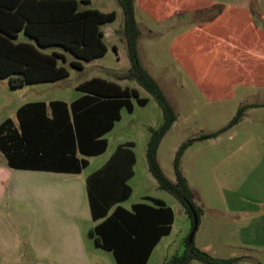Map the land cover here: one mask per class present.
Listing matches in <instances>:
<instances>
[{
	"label": "crops",
	"instance_id": "0c3cea01",
	"mask_svg": "<svg viewBox=\"0 0 264 264\" xmlns=\"http://www.w3.org/2000/svg\"><path fill=\"white\" fill-rule=\"evenodd\" d=\"M97 1L100 7H91ZM255 3L264 18V0H136L135 19L141 32L138 50L142 66L158 83L177 114L170 130L175 126L181 128L180 120L212 122L201 127V133L181 142L179 148L189 139L220 131L240 109L246 108L236 126L216 138L190 146L181 167L194 193V169L217 168L221 173L217 191L220 196H212L210 177V196L204 199L195 196L196 205L203 206L196 247L215 258L249 256L255 264H264V29L251 14ZM217 5H223L224 10L214 20H207V10ZM108 6L105 0L79 4L81 12L97 10L117 15L114 22L101 26L107 53L92 61L78 59L61 46L40 47L23 31L16 33L13 40L33 45L17 42L20 34H24L36 43L38 48L33 46L40 52L60 56L59 67H64L60 62L66 63V54H70L76 59L71 65H81L80 68L73 66L78 70L84 69L81 61H101L112 53L115 63L102 66V70L116 81L94 78L136 90L138 98L146 99L147 104L141 106L138 98H132L133 111L122 108L120 119L99 137L107 143L105 151L85 155L79 147L72 104L85 96L78 86L86 81L76 87L80 94L66 101L28 96L30 90L26 89H32L28 87L51 83L15 89L9 79H0V264H119L112 251L97 245L93 232L108 218L125 215L124 211L133 214L138 211L135 218L124 216L130 219L132 229L151 227L148 221L157 215L160 220L156 230L161 231L171 223L170 233L161 235L160 232V241L147 264L173 232L176 202L148 191L134 196L140 161L146 165L145 178L149 183L152 181L146 153L149 130L162 125V109L160 125H138L145 131L140 160L135 139L110 148L108 136L122 123L123 112L134 115L136 107H147L151 98L141 95L136 85L142 87L136 81L117 78L118 74L130 70L131 62L124 20L120 28L113 26L123 9L120 6L117 12ZM105 28H109L107 34ZM143 36L146 37L144 45L141 44ZM40 49H52V53ZM53 102L65 105L53 107ZM81 110L76 112L82 126H104L105 117L99 105ZM81 115L84 116L81 118ZM218 121L220 124L215 127L214 122ZM165 137L158 150V160L166 176L175 182V171L174 175L167 173L160 160ZM83 162L87 163L85 167ZM154 200L163 202L172 214L160 209ZM137 205H141L138 210ZM134 241L127 238L121 245L118 243L123 264L131 263L135 255ZM194 263L198 262L190 264Z\"/></svg>",
	"mask_w": 264,
	"mask_h": 264
},
{
	"label": "trees",
	"instance_id": "16d2710c",
	"mask_svg": "<svg viewBox=\"0 0 264 264\" xmlns=\"http://www.w3.org/2000/svg\"><path fill=\"white\" fill-rule=\"evenodd\" d=\"M89 1L0 0V79H9L11 87L17 89L27 85L52 83L69 77V72L64 67L58 66L60 56L46 55L31 44L15 43L13 40L17 37L16 33L21 31L34 39L40 47L61 46L73 53L78 59L85 61L103 57L107 53V47L101 26L114 22L117 15L115 12L104 14L97 10L79 11L80 2L89 3ZM135 2L136 0L119 1L124 14V36L127 41L131 68L126 73L118 74L117 78L136 81L157 101L162 109L164 116L162 125L149 130L150 138L146 152L149 170L158 182L160 189L170 193L180 202L186 214L191 218L194 227L193 212L196 213L200 223L202 210L196 205L195 193L183 174L182 158L186 150L194 143L216 138L236 126L242 120L246 108L240 109L230 123L220 131L202 134L183 143L174 159L176 181H171L159 163L158 150L163 138L177 121V114L158 83L142 66L138 50V39L141 32L135 19ZM73 66L81 67L79 63H73ZM78 90L85 93L83 98L72 104L79 147L85 155H98L105 151L107 145L106 141L99 140V137L109 131L113 123L120 119L122 108H127L129 112L133 111L131 99L138 98V92L129 88L123 89L115 83L99 78L80 84ZM138 103L144 106L147 104V100L138 98ZM58 104L63 103L53 102L52 106ZM98 105L103 110L104 126L98 128L82 126L78 122L80 119L78 120L79 115L76 110L82 109L83 112ZM82 116L84 115H81V118ZM93 135L96 137H92ZM86 165L87 163L83 162L82 167ZM154 202L160 209L172 214V211L166 208L163 202L159 200H154ZM140 207L141 205H137L135 209L138 210ZM124 213L125 215L118 218H108L95 228L93 233L96 237V243L103 249L112 251L119 264H123L118 243L121 245L124 239L133 238L135 240L133 243L135 255L131 257L129 264H147L152 251L160 241L161 235L170 233L171 223L161 231L156 230V223L160 220V216L157 215L149 219L148 222L151 227L132 229L130 219L124 216L135 218L138 211L134 214L127 211ZM134 220L133 222H137L136 219ZM160 232L162 234L159 236ZM193 261L201 264H238L242 258H215L196 247L195 239L189 243L188 238L185 251L164 264H190Z\"/></svg>",
	"mask_w": 264,
	"mask_h": 264
},
{
	"label": "rangeland",
	"instance_id": "374dc122",
	"mask_svg": "<svg viewBox=\"0 0 264 264\" xmlns=\"http://www.w3.org/2000/svg\"><path fill=\"white\" fill-rule=\"evenodd\" d=\"M105 1L106 3L109 4L108 9L112 11L120 12L121 8L117 0H105ZM91 7H95V8L100 7V2L99 1L94 2ZM223 10H224L223 5H217L207 10L208 12L206 16L207 20L209 21L214 20L215 18L218 17V15L222 13ZM261 13L262 11L260 10V7L257 6V4L255 3L253 8L251 9V14L258 25H260L261 23L263 24V29H264V18L261 16ZM123 20L124 17L123 14L121 13L119 19L113 25L114 28L116 29L120 28L121 24L123 23ZM108 30L109 28H105L104 32L107 34ZM143 34L145 33L143 32ZM145 41H146V37L143 36L141 38V44L144 45ZM17 42H30L35 47L38 48L36 43L28 39L24 34H20V37L17 40ZM107 44L110 45V42L108 40H107ZM40 50L45 53H52V49H40ZM56 50L63 52L59 48H56ZM66 55L68 58L67 62L66 63L60 62V65L66 67L69 70L70 77L58 83L39 84L28 87V88H32V89H26V90H30L28 96L37 97L38 99H44V100L62 99L66 101H72L80 94L79 91L76 90L77 85H79L84 81H87L94 77H100L107 80L116 81L102 70V66L115 63V59L113 58L112 53L111 55H109L108 57H106L101 61H95L92 63H85L81 61L84 68L83 70H78L74 68L71 65V61L76 59L70 54H66ZM136 86L141 91L142 96H147L151 98V103L147 107L137 106L134 115H131L126 111H124L122 123L118 125L115 131L108 136V139L110 141L111 149H113L119 142L128 141L129 139H135L138 143V154L140 160V157L143 156V145H141V139L145 131L143 132L142 129H139L138 126L139 123H150L151 125L158 126L161 124L163 117H162V111L159 105L157 104L156 100L153 97H151L146 91H144L142 88L138 87V85ZM18 91L21 90H15V92ZM208 124H212V122H204L198 119H194V121L180 120L181 128L177 129V127L175 126L172 130H170V132L167 134V136L165 137L162 143L159 154L162 165L167 173L174 175L173 161L180 143L187 140L188 138H191L201 133V127L208 126ZM219 124H220L219 121L214 122L215 127ZM188 125H191L189 129H187ZM185 128L187 129L186 131ZM103 159L104 158L99 160H103ZM145 166H146L145 163L141 164V161L138 164V169H137L138 175L134 186L135 198L137 196H140L142 193H145V191H148V193H151L153 195L167 196L168 198H170V200H173L174 202H176V204H178L176 205L175 208V223L173 226V232L170 237H168L158 246V248L153 253V256L149 262V264H163L165 261H168L172 259L174 256L180 255L185 251L187 240L190 237L191 232L193 230V222L191 218L186 214L182 205L170 193L159 190L158 187H156L157 183L152 176H151V180H152L151 183L147 181L144 175ZM188 167H189L188 170L190 171L191 167L190 166ZM193 174H194V184L196 189L195 196H198L199 199L202 196L203 199L204 196H210L209 177H210V181L212 182L210 184V187L211 185L213 187L212 196H220L217 193V191L220 190L218 178H221L220 176L221 173L219 169L212 168L210 171L208 168L202 167L197 170L194 169ZM202 200H200V202ZM200 207L201 208L203 207L202 204ZM198 263H194V264H198ZM238 264H255V262L251 257L248 256L242 258V261H240Z\"/></svg>",
	"mask_w": 264,
	"mask_h": 264
},
{
	"label": "water",
	"instance_id": "95a60500",
	"mask_svg": "<svg viewBox=\"0 0 264 264\" xmlns=\"http://www.w3.org/2000/svg\"><path fill=\"white\" fill-rule=\"evenodd\" d=\"M193 216H194V227H193V230H192L191 235L189 237V243L193 242L195 235H196V232L198 230V226H199L198 217H197L195 212H193Z\"/></svg>",
	"mask_w": 264,
	"mask_h": 264
}]
</instances>
